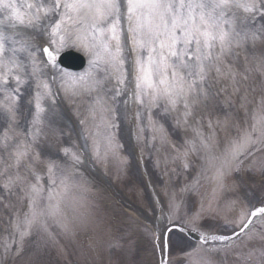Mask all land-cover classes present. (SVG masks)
<instances>
[{
	"label": "rangeland",
	"instance_id": "1",
	"mask_svg": "<svg viewBox=\"0 0 264 264\" xmlns=\"http://www.w3.org/2000/svg\"><path fill=\"white\" fill-rule=\"evenodd\" d=\"M0 19H3V13H0ZM260 22L261 17H255L257 26L261 25ZM123 27L126 28V25ZM3 29L5 27L1 24L0 30ZM5 31L14 36L12 30L5 29ZM73 35H77L74 29L66 38ZM76 42L86 47L85 42L79 40ZM124 46L125 63L119 72L105 64L102 52L99 57L94 56L90 47L84 48L90 53V65L81 75L70 76L60 72L59 69L56 71L47 66H38L43 73L41 78L47 80L50 85L52 96L44 97L46 112L42 118L43 134L38 142L33 144L32 151L41 153V159L52 158L58 162H66L62 150L74 149L82 159V163L76 166L77 169L97 188V192L90 194L91 200L74 195L72 191L74 182L70 177L67 189L63 186L56 189L57 195L52 203L59 204L65 194H70L79 205L83 206L82 209L95 210V214L98 215L96 223L89 227L83 238H79L85 231L82 230L72 210L59 205L60 212L57 215H48L49 202L41 201L38 204L40 199L38 198L36 211L38 214L41 212L43 214L38 215L36 223L28 227L24 223V218L29 211L25 215H22L21 211L24 206L29 208L25 193L21 187L12 186L6 189L3 185L6 189V197L2 198L0 184V226L5 223L0 227V246L5 241L11 256V259L7 258L8 261L4 264H158V259L152 253L150 246L155 247L156 236L161 246L164 235L162 226L166 223L173 225V221V223L182 222L177 217L193 214L199 209L203 200H205L203 208H212L214 199L209 197H217L215 194L217 184L215 178H208L209 174L204 168L196 179L198 183L196 193L189 194L183 204L177 205L176 201L175 207L169 208L167 192L173 188L177 173H182L179 177L186 181L194 174L197 166L193 149L201 148L205 144H214V147H218L223 143L230 146L234 143L228 142V136L231 134L229 130L232 123L238 122L239 114L236 112L234 95H229L225 88V82L228 84L232 80L217 76L213 72L209 79V98L193 105L190 109L191 115L187 118L182 103L178 104L175 110L167 112L165 109L170 106L163 100L158 102L157 107H144L136 101L137 89L135 78L132 77L136 53L131 51L126 33ZM258 48H264V44L258 45ZM17 55L20 57V53ZM240 55L239 62H232V70L234 69L238 74H241L246 66L244 53L241 52ZM93 60H96V63H93ZM248 66L253 67L248 73L249 78L254 84L260 83L263 87L264 76L257 73L254 66ZM220 68L222 72L228 71L224 64H221ZM29 71H31L30 65ZM121 74L124 79L123 84L116 78ZM81 78H83L82 82ZM237 80L236 78L235 82L239 84ZM96 81H100V84H96ZM35 83L34 79L29 80L21 86V92L24 89H28L29 95L32 91L35 92ZM68 86L75 87L78 94H66L64 88ZM117 91L119 95L116 94ZM0 100H3L1 95ZM97 100L100 102L96 103ZM83 110L85 120L81 123ZM149 112L151 120L156 125H163L165 137L163 142L161 133L154 131L153 125L149 122ZM106 122L115 127H106L104 125ZM31 125L32 120L29 123L30 127ZM122 128H125L124 135L129 146L124 142ZM203 128L209 132L208 136L205 135ZM141 129L143 131H140ZM20 132V121H11L0 111V147L11 152L12 165H15L13 153L15 145L19 143ZM107 132L115 133L113 142L120 147L115 152L105 155L104 136ZM94 138L99 142V157L93 152ZM30 140L31 138H26L25 142ZM171 141H177L176 145L171 146ZM179 146L184 148L185 157L182 160L176 159L173 154L175 147ZM123 150L133 152L135 155H132L133 159L129 158L130 165L126 173L114 177L115 157H112V154ZM256 155L258 159H252ZM241 156L245 158L243 162L248 159V164L246 162L242 164L247 173L257 176L264 174L260 170L264 168V146L253 145ZM252 160L258 162L251 164ZM185 163L188 164L187 168L184 167ZM23 169L25 168L21 167L19 170L13 168L14 175L19 172L22 176H28ZM7 174L6 170L4 178ZM28 177L31 179L30 175ZM237 178H240L237 182L239 188L237 191L244 196L243 201L247 203V207L249 203H255L256 206L258 204L256 192L260 189L254 186L258 183L251 179H247V183L246 176L244 177L242 173ZM76 185L89 191L86 185ZM161 205L164 206L163 210L167 211L171 222H166L165 219L159 221ZM203 222L212 225L211 232L215 234L228 233L231 228L230 221L223 220L222 215L215 213L213 209L202 214L196 226H200ZM18 223L23 226L21 232L13 231V226ZM225 223L229 226L225 227ZM261 226H264V223L255 227L259 230ZM26 230L28 235L22 236L21 234ZM174 248L177 247H170V249ZM184 253L169 251L167 264H185Z\"/></svg>",
	"mask_w": 264,
	"mask_h": 264
},
{
	"label": "snow or ice",
	"instance_id": "2",
	"mask_svg": "<svg viewBox=\"0 0 264 264\" xmlns=\"http://www.w3.org/2000/svg\"><path fill=\"white\" fill-rule=\"evenodd\" d=\"M0 13H3L0 24L12 30L13 35L18 37L13 43L20 44L18 48H9L7 42L10 37L0 30V93H3L0 111L7 119H16L21 86L29 80L36 81L31 140L16 144L13 153L15 167L18 170L24 167L31 179L17 172L14 176H7L4 184L6 189L16 186L25 192L29 213L25 215L24 223L28 227L36 223L38 215L43 214L37 213L36 200L45 191L42 184L44 177H47L51 185L47 195V214L54 216L60 212L59 205L52 203L57 195L56 189L61 186L67 189L71 176L65 165L52 158L44 162L40 158L41 153L32 151L33 144L43 134L42 117L46 109L41 101L45 96H52L50 85L41 78L43 73L38 68L34 43L37 35H47L48 38V47L41 46V51L48 57L45 64L50 62L52 67L55 66L52 50L57 45L63 46L66 36L74 29L77 40L85 42V46L90 47L96 57L102 52L105 64L119 72L125 63L126 33L131 51L136 53L137 103L144 107H157L158 102L163 100L170 106L165 112L175 110L182 103L186 118L191 115L193 105L209 98V79L213 72L235 81L232 62L240 61L241 52L244 53L245 72L253 70V67L248 66L251 65L264 76V48H258V45L264 44V24L257 26L255 23L257 13L264 17V0H0ZM17 53H23L24 58H20ZM221 64L226 66L227 72L221 71ZM116 78L119 83H124L122 74ZM243 79H248V75H244ZM61 82L63 85V75ZM96 84H100V81H96ZM64 91L69 95L78 94L73 86L65 87ZM235 91L238 92L239 88H235ZM116 94L119 95V91ZM253 119L264 126V98L260 101V114H254ZM149 122L154 131L161 133L163 142V125H156L151 120L150 112ZM106 127L115 125L106 124ZM255 128L256 124H253V130ZM104 140L105 155L120 147L114 144L111 132H107ZM254 142L251 134L245 133L234 145L232 159H224L217 170L220 182H223L227 170L232 167V160L238 164L243 163L239 157L248 151L246 146ZM62 151L70 157L73 166L82 163L80 156L70 148ZM93 152L97 157L100 156L99 142L95 138ZM41 164L44 167L43 173L40 171ZM184 167L187 168L188 164L185 163ZM260 170L264 172V168ZM0 175L4 173L0 172ZM82 207L78 205L72 211L80 226L87 230L93 222L80 212ZM202 211L203 208L190 216L177 218L195 227L201 219ZM260 216H264V206L255 207L246 214L241 213L237 221L232 222L230 236L213 234L201 238L206 244L209 241L229 244L237 264H264V226L259 230L255 227L256 218ZM224 226L229 225L225 223ZM21 235H28L27 230ZM184 255L186 264H215L210 255L195 247L186 250Z\"/></svg>",
	"mask_w": 264,
	"mask_h": 264
}]
</instances>
